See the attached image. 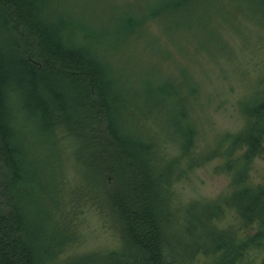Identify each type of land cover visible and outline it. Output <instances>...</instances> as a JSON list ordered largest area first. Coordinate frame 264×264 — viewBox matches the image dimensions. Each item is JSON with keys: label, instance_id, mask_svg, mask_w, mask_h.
Masks as SVG:
<instances>
[{"label": "trees", "instance_id": "1", "mask_svg": "<svg viewBox=\"0 0 264 264\" xmlns=\"http://www.w3.org/2000/svg\"><path fill=\"white\" fill-rule=\"evenodd\" d=\"M202 26L219 36L229 27L256 52L264 38L253 42L249 31L264 32V0H0V264H61L57 257L70 240L62 221L56 222L60 237L52 241L37 231V163L19 133L22 123L43 124L46 135L64 127L61 134L89 141L103 184L98 204L107 208L121 239L102 264L258 263L264 255V176L251 182L250 171L264 153V75L254 77L261 90L237 104L242 130L218 135L214 147L202 152L193 114L201 107V87L189 74L184 80L197 90H169L175 80H168L152 92L172 98L175 134L168 140L144 130L145 139L131 131H143L146 116L127 121L125 93L100 62L121 60L117 46L132 50L149 37L165 44L166 61H179L175 55L188 54L179 32ZM167 140L180 154L167 158L166 168L159 154ZM212 160L230 178L232 192L186 209L194 220L191 239L206 242L178 251L170 239L172 185ZM56 211L63 219V210ZM230 214L232 221L219 228Z\"/></svg>", "mask_w": 264, "mask_h": 264}, {"label": "rangeland", "instance_id": "2", "mask_svg": "<svg viewBox=\"0 0 264 264\" xmlns=\"http://www.w3.org/2000/svg\"><path fill=\"white\" fill-rule=\"evenodd\" d=\"M103 13L108 15L105 11ZM106 22L108 21L104 23ZM151 28L153 31L158 29L155 26ZM228 28L219 29V32L220 36L227 39L229 48L221 44L219 34L212 27L202 26L191 31L189 29L180 31V37L184 39L181 44L187 46L184 51L188 54L175 55L179 61L173 59L166 61L169 53L165 44H160L151 37L147 38L145 43L141 41L135 45L132 50L127 51V48L121 49L117 46L116 52L121 58L119 61L115 59L100 61L107 65L114 84L125 93L124 102L131 112L126 114L127 121L133 123L136 116L141 115L146 116L145 120L149 122L143 131L136 127L135 131L132 129V133H139L136 135L147 139L144 130L150 135L158 132L168 140L175 134L177 120L171 115L176 111L172 103L170 104L172 98L168 99V96L159 95L158 92L155 95L152 92H156L154 88H160L162 83L168 80H170L168 82L175 80L168 86L169 90L176 89L182 93L190 88L197 90L190 79L184 80L185 73L201 87V107H195L193 113L196 114L195 118L201 129L199 150L205 152L214 147L215 139L222 133H236L242 130L244 120L236 108L244 96L261 90L258 89L254 77L264 75V40L256 52H252L245 49L242 38ZM191 32L194 33V37H190ZM249 32L253 42L264 38L262 30ZM111 33L112 40H115L117 33L114 31ZM186 36L190 38L189 45L184 43ZM68 120L70 124L73 123L72 120ZM42 127L39 123L37 128L22 123L20 128L22 131L19 132L25 148L30 150L34 163H37V231L41 232L43 240L52 241L60 237L56 222L66 223L70 240L65 242L66 249L57 257L58 262L102 264L109 252L119 250L121 239L113 228V219L107 208L98 204L103 203L100 192L103 184L99 172L93 170L96 165L93 150L84 137L75 138L67 132L61 134L64 127L60 130L54 129L52 135L43 133ZM126 129L129 130L130 126ZM168 140L159 154L160 157H164L163 163L166 168L169 165L167 158H176L180 154V149ZM218 164L217 160H212L172 185L170 199L176 208L170 239L178 251L180 246L190 244L192 249L197 243L206 242L191 239L189 231L194 220L186 213V209L194 202L217 200L221 196H229L232 192L230 178L216 171ZM263 176L264 153L255 160L250 171V181L261 182ZM58 207L63 210V219L58 218L60 214L56 211ZM233 216L230 214L219 222V228L224 229L232 221ZM198 256L202 259V255ZM263 258L264 255L260 256L257 264H264ZM200 263L201 260L200 262L194 260L187 264Z\"/></svg>", "mask_w": 264, "mask_h": 264}]
</instances>
